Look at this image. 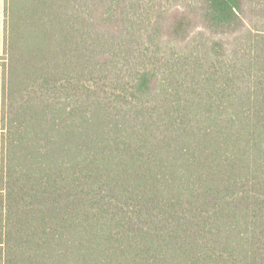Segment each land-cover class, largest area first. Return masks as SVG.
<instances>
[{"label":"trees","instance_id":"trees-1","mask_svg":"<svg viewBox=\"0 0 264 264\" xmlns=\"http://www.w3.org/2000/svg\"><path fill=\"white\" fill-rule=\"evenodd\" d=\"M0 264H264V0H5Z\"/></svg>","mask_w":264,"mask_h":264},{"label":"crops","instance_id":"crops-1","mask_svg":"<svg viewBox=\"0 0 264 264\" xmlns=\"http://www.w3.org/2000/svg\"><path fill=\"white\" fill-rule=\"evenodd\" d=\"M4 8H5V0H0V55L3 54V50H4V33H5L4 32V22H5ZM2 73H3V69L1 66V60H0V117H1V104H2ZM2 133H3V130L1 128V120H0V178H1V171H2V166H1ZM2 193L3 191L0 189V200H1ZM0 248H1V243H0Z\"/></svg>","mask_w":264,"mask_h":264}]
</instances>
